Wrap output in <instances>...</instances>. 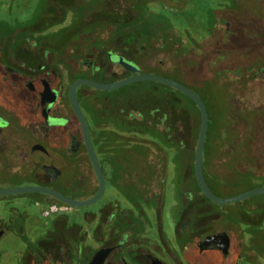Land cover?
Returning a JSON list of instances; mask_svg holds the SVG:
<instances>
[{"label": "flooded vegetation", "instance_id": "1", "mask_svg": "<svg viewBox=\"0 0 264 264\" xmlns=\"http://www.w3.org/2000/svg\"><path fill=\"white\" fill-rule=\"evenodd\" d=\"M15 1L0 0V189L43 186L69 199L91 201L101 179L70 89L81 79L114 83L133 76L121 60L148 72L141 65L140 36L135 30L131 40L125 35L130 0H36L27 17L14 15ZM257 18L252 27L264 34V20ZM56 26L63 31L53 30ZM178 29L185 47L197 45L201 53L209 34L200 39ZM249 40L248 86L232 93L229 105L263 110L264 38L258 44L251 32ZM96 90L81 85L76 95L104 181L102 196L76 208V218L60 211L53 218L38 217L33 226L36 206L61 201L42 193L0 196V241L8 238L10 248L0 249V264H91L98 253L102 264H264V194L215 203L198 183L196 149L193 166L174 164L168 156L162 175L152 165H140L139 149L130 154L121 141L126 137L140 145L141 139L155 138L142 134L133 120L132 131H122L124 119L109 114V98ZM257 125H264V114L251 112L245 132L229 135L230 148L224 150L234 158L231 169L203 165L206 184L217 197L264 188V133L256 131ZM215 144L218 150L223 145ZM125 155H133L134 163L124 164ZM239 159L245 161L243 175ZM220 169L229 172L230 180ZM163 176L158 190L155 179ZM142 177L149 179L147 185H141Z\"/></svg>", "mask_w": 264, "mask_h": 264}, {"label": "trees", "instance_id": "2", "mask_svg": "<svg viewBox=\"0 0 264 264\" xmlns=\"http://www.w3.org/2000/svg\"><path fill=\"white\" fill-rule=\"evenodd\" d=\"M151 1L130 0L128 4L131 5V8H125L124 20L129 23L125 35L131 40L135 30L140 36L142 52L144 50L141 65L145 70L175 79L194 90L201 97L208 109L210 119L204 165L215 168L221 166L229 170L234 163L233 156L225 151L230 148L231 137L229 135L236 131L239 132L240 128L245 132L251 112L259 114V116L264 114V109L233 108L229 105L232 93L245 91L248 86L246 81L250 62H248L247 51L252 42L249 40L250 33H253L254 39L259 37L258 44H261V40L264 38L261 30L252 27V22L259 21V19L255 17L251 20L252 22L247 20L238 12L237 7L236 9L226 7L214 10L215 22L219 19L223 22L226 20V22L222 25L216 23L212 27L209 31V38L204 41V48L199 53L197 45L194 48L187 49L185 47L179 29L173 21L165 16L159 15L158 17L157 14L155 15L157 18L144 15L143 8L147 2L149 4ZM159 1L178 10L185 9L189 3V0ZM111 15L110 13L109 17ZM134 19L137 27L133 25ZM149 24L152 26L150 27ZM143 45L146 46L143 47ZM186 58L189 59L188 63ZM260 63L259 60L254 61L253 67H258ZM215 71L219 72L210 75ZM151 83L153 85L151 88L157 92L156 96L164 97L166 106L164 110L163 107L157 108L155 119L147 120L148 123L142 122L139 130L142 134H151L156 141L141 139L140 145H136L132 140H127L124 137L121 141L123 148L129 150L130 154L134 149H139L140 165L154 166L157 175L165 173L163 168L167 165L169 156L166 149L176 152L173 157L174 164L193 166L194 150L192 147L198 138L201 126V116L197 105L189 97L171 87L156 82ZM124 90L125 88L120 89L114 100L109 99L110 105H115L112 108L114 115L117 113L120 115L123 113L122 110L126 112L132 108L135 110V99L138 95L134 92L127 95ZM103 95L106 96L105 93ZM140 111L142 114L143 110L140 109ZM134 121L135 119H133ZM130 123L131 121L125 117L119 128L122 131L130 132L133 126ZM217 134L224 136L214 137ZM218 141L223 143L222 147L219 146V150L215 144ZM125 158L124 164L134 163L133 155H125ZM239 167H237L240 169L238 173L243 175L245 173L244 159H239ZM148 180L142 177L141 185H147ZM154 183L160 190L165 183L164 176L155 179ZM55 202L65 205L58 201Z\"/></svg>", "mask_w": 264, "mask_h": 264}, {"label": "rangeland", "instance_id": "3", "mask_svg": "<svg viewBox=\"0 0 264 264\" xmlns=\"http://www.w3.org/2000/svg\"><path fill=\"white\" fill-rule=\"evenodd\" d=\"M152 3L146 4V6L143 8L144 15L151 16L152 18H157L155 16L156 14L165 16L171 21H175L178 23L176 26L178 28H182L185 31H191L196 37H199L200 39L205 38L208 34L210 29L215 24L214 20V10H218L225 7H233L238 12L244 16L247 20L251 21L255 17H260L264 20V0H189V7L185 11H177L166 8L163 4L159 2V0H152ZM36 4V0H17L14 2L13 6V13L18 14L22 17L29 16L32 7ZM188 6V5H187ZM235 6V7H234ZM146 9V10H145ZM176 9V8H174ZM186 9V8H185ZM4 8H0V12H3ZM153 12V13H152ZM252 22V21H251ZM150 27L152 24H149ZM57 28L53 29L56 30V32H62V27L59 28V26H56ZM137 84V85H136ZM136 85V86H133ZM152 83L148 81L144 82H138L131 85H128L125 88V94L130 95L133 92L136 93L137 98L135 99V110L130 109L129 112H126L125 110H122L123 113H121L120 118L124 119L127 117L130 121L135 119L138 126H142V122L148 123L147 120L155 119L156 113L158 112L157 108L163 107V110L165 109V99L162 96H156L157 92H155L151 87ZM120 88V89H123ZM117 90L113 91H99L96 90L97 95L102 96L104 93L110 100H114L118 94ZM121 105V104H117ZM111 108H113L115 105H110ZM122 106V105H121ZM109 108L108 112L110 115L113 116V110ZM141 110H143L141 114ZM160 109V108H159ZM144 118V120H142ZM146 119V121H145ZM125 124V123H123ZM243 129L240 128L239 132H243ZM257 132L264 133V125H257ZM197 142V141H196ZM196 142L193 145V149L195 151L196 149ZM170 158L174 157V152H170L169 154ZM219 174L227 180H230V174L225 169L218 170ZM237 181V180H236ZM30 208L33 207L32 205L29 206ZM34 208V207H33ZM43 206H36L35 208V216L31 220L30 225L33 226L37 223V218L44 217V210ZM33 212V210H31ZM77 212H80L79 209L72 208L68 210V214H70L71 218H76ZM53 218V217H51ZM8 238H4L0 241V249H10L6 248L8 245L9 240ZM1 264H6L1 262Z\"/></svg>", "mask_w": 264, "mask_h": 264}, {"label": "water", "instance_id": "4", "mask_svg": "<svg viewBox=\"0 0 264 264\" xmlns=\"http://www.w3.org/2000/svg\"><path fill=\"white\" fill-rule=\"evenodd\" d=\"M121 64L134 75L127 77L123 80H120L118 82H114V83H99V82H95L91 80L81 79V80L76 81L70 89L71 103L77 115L79 116L81 120L83 132L85 136V142H86L87 148L90 151V157L101 179V186H100V191L98 195L93 200L88 201V202L87 201H77V200L69 199L65 197L64 195H62L60 192H57L53 189L40 186V187H18V188L0 189V196L10 195V194L42 193V194L51 195L52 197L60 200L62 203L70 207H73V208L85 207L99 200L103 194L104 181L102 180V177H101L100 166H99L97 156L92 147L88 123L79 107V103H78V99L76 95L77 88L81 85H88L90 87H93L101 91H113V90H117V89L126 87L128 85L134 84V83L144 82V81L156 82L161 85L171 87L183 93L187 97H189L197 105L200 111V116H201V126H200L199 137H198V142H197V147H196V152H195V173H196V177L200 185V188L202 189L203 193L208 198H210L215 203L224 205V204H228L234 201H241V200L247 199L255 195L264 194V188H259V189H255V190L246 192L244 194L238 195L233 198L221 199L217 197L207 186L205 177H204V168H203L204 148H205V143L207 139L210 119H209L208 109L205 103L203 102V100L201 99V97L194 90L190 89L189 87L185 86L184 84L178 82L175 79L161 76V75L151 73V72H142L140 69L134 67L132 64L125 62L123 60H121ZM2 236H3V233L0 232V238ZM102 261H103V255L101 253H98L93 259V261L91 262V264H102Z\"/></svg>", "mask_w": 264, "mask_h": 264}, {"label": "built area", "instance_id": "5", "mask_svg": "<svg viewBox=\"0 0 264 264\" xmlns=\"http://www.w3.org/2000/svg\"><path fill=\"white\" fill-rule=\"evenodd\" d=\"M73 207H70L68 205H57V204H48V205H45L43 210H44V214L43 216L44 217H47V218H51L53 216H55L58 212L60 211H65V212H68L69 209H72Z\"/></svg>", "mask_w": 264, "mask_h": 264}, {"label": "crops", "instance_id": "6", "mask_svg": "<svg viewBox=\"0 0 264 264\" xmlns=\"http://www.w3.org/2000/svg\"><path fill=\"white\" fill-rule=\"evenodd\" d=\"M162 4V3H161ZM164 5V4H163ZM164 6H166V5H164ZM189 7V4H188V6L186 7V9H183V10H177V9H174V8H170V7H167L166 6V8H168V9H172V10H177V11H185V10H187V8Z\"/></svg>", "mask_w": 264, "mask_h": 264}]
</instances>
